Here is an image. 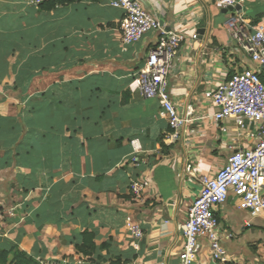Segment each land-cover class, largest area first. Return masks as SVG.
I'll return each mask as SVG.
<instances>
[{
  "label": "crops",
  "instance_id": "1",
  "mask_svg": "<svg viewBox=\"0 0 264 264\" xmlns=\"http://www.w3.org/2000/svg\"><path fill=\"white\" fill-rule=\"evenodd\" d=\"M109 2L0 0L1 251L40 264H177L199 178L255 143L256 125L215 122L205 94L235 67L255 68L226 22L264 28V0H238L230 14L216 0H138L184 37L166 93L185 122L169 146L160 100L143 98L133 80L158 33L123 44V12ZM138 178L148 187L135 199L128 189ZM216 214L224 259L212 261L202 239L197 264H264V216L231 194ZM84 233L94 237L91 256L76 250Z\"/></svg>",
  "mask_w": 264,
  "mask_h": 264
},
{
  "label": "built area",
  "instance_id": "2",
  "mask_svg": "<svg viewBox=\"0 0 264 264\" xmlns=\"http://www.w3.org/2000/svg\"><path fill=\"white\" fill-rule=\"evenodd\" d=\"M47 1L29 0V4L37 7ZM109 3L123 12L119 23L123 44L135 43L151 32L158 33L157 42L148 51L133 80L143 98L160 100V116L167 121L169 128L163 143L169 146L177 140L179 129L185 122L166 93L168 68L184 37L166 31L159 21L143 10L138 0H110ZM216 4L222 10L234 11L238 0H216ZM226 27L231 40L242 48L255 68L235 67L223 82L205 94L216 109L212 119L215 122L233 119L240 129L247 123L256 125L258 130L250 149L231 153L213 176L199 178L200 191L188 209L186 222L181 226L182 243L177 264H197L202 239L207 241L212 261L224 259L225 253L216 234L219 226L216 212L230 194L251 217L264 216V28L245 25L236 16L228 18ZM196 37L193 35L192 39L196 40ZM129 144L132 148L130 163L137 166L140 146L137 140ZM147 187L148 181L138 178L130 182L128 190L133 198L138 199ZM130 233L135 238L142 235L134 226L130 228Z\"/></svg>",
  "mask_w": 264,
  "mask_h": 264
},
{
  "label": "trees",
  "instance_id": "3",
  "mask_svg": "<svg viewBox=\"0 0 264 264\" xmlns=\"http://www.w3.org/2000/svg\"><path fill=\"white\" fill-rule=\"evenodd\" d=\"M77 0H66L67 3H71ZM163 148V144H161ZM93 235L90 233H84L82 235V245L77 247L76 250L84 256H91L94 251ZM0 264H40L34 259L28 257L24 252H21L18 248H13L10 251L0 250Z\"/></svg>",
  "mask_w": 264,
  "mask_h": 264
},
{
  "label": "water",
  "instance_id": "4",
  "mask_svg": "<svg viewBox=\"0 0 264 264\" xmlns=\"http://www.w3.org/2000/svg\"><path fill=\"white\" fill-rule=\"evenodd\" d=\"M235 10H237V8H235L234 11ZM232 11H233V9L223 10L224 13H226V12H232ZM199 33L200 34H203L204 32H203V30H200Z\"/></svg>",
  "mask_w": 264,
  "mask_h": 264
}]
</instances>
